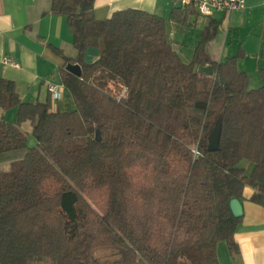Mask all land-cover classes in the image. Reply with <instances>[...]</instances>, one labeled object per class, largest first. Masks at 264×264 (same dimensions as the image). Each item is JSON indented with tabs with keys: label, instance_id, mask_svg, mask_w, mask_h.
<instances>
[{
	"label": "trees",
	"instance_id": "1",
	"mask_svg": "<svg viewBox=\"0 0 264 264\" xmlns=\"http://www.w3.org/2000/svg\"><path fill=\"white\" fill-rule=\"evenodd\" d=\"M94 9L95 0L50 7L67 19L76 56L55 52L83 71L61 74L75 111L24 102L0 78V109L17 110L15 124L0 119V165L10 164L0 170V264H217L223 241L236 256L242 219L231 201L250 187L264 208V69L252 89L241 55L210 57L216 19L185 62L163 18L126 9L99 21ZM190 16L194 8L180 6L170 20ZM89 48L100 52L94 64L84 62ZM219 118L220 148L210 153Z\"/></svg>",
	"mask_w": 264,
	"mask_h": 264
},
{
	"label": "crops",
	"instance_id": "2",
	"mask_svg": "<svg viewBox=\"0 0 264 264\" xmlns=\"http://www.w3.org/2000/svg\"><path fill=\"white\" fill-rule=\"evenodd\" d=\"M179 0H95L94 14L104 21L117 11L136 9L163 18L168 25L170 40L182 56L193 57L196 47L211 18L218 20L220 28L215 40L209 43L210 57L219 63L241 55L238 69L246 73L252 89L260 88L264 69V0H246L245 9L235 13L216 12L203 19L195 10L185 24L170 20L172 10L180 7ZM52 0H0V78L17 86L24 102L44 103L48 99L54 112L75 111L70 92L62 84V71H67L65 60L55 52L62 50L67 57H75L73 37L67 19L50 13ZM11 59L12 64L5 63ZM100 59L96 48L84 55L86 64ZM68 72V71H67ZM60 95L54 100L50 87ZM16 109L3 111L0 119L15 124ZM32 131L29 122L24 123ZM23 128V127H22ZM23 130V129H22ZM29 147L35 142L28 141ZM253 189L246 187L243 199V217L235 231L239 254L233 256L227 242L217 245V264H264V208L251 202Z\"/></svg>",
	"mask_w": 264,
	"mask_h": 264
},
{
	"label": "built area",
	"instance_id": "3",
	"mask_svg": "<svg viewBox=\"0 0 264 264\" xmlns=\"http://www.w3.org/2000/svg\"><path fill=\"white\" fill-rule=\"evenodd\" d=\"M178 3L183 8L192 6L203 19H209L216 12H239L246 6V0H179ZM5 63L12 64L13 61L6 59ZM50 92L54 100H59L60 95L55 86L50 87Z\"/></svg>",
	"mask_w": 264,
	"mask_h": 264
},
{
	"label": "water",
	"instance_id": "4",
	"mask_svg": "<svg viewBox=\"0 0 264 264\" xmlns=\"http://www.w3.org/2000/svg\"><path fill=\"white\" fill-rule=\"evenodd\" d=\"M67 71L74 75L77 78H82L83 71L80 65H71L69 64L67 66ZM198 73L204 74L205 76H213L214 75V70L212 66H201L198 68ZM221 136H222V120L219 118L216 123L214 128L209 134L208 137V151L210 153L217 152L220 148V141H221ZM97 140L100 142V134L99 132L97 133ZM231 210L233 215L236 218H242L243 217V206L241 202L238 199H234L231 201L230 204Z\"/></svg>",
	"mask_w": 264,
	"mask_h": 264
},
{
	"label": "rangeland",
	"instance_id": "5",
	"mask_svg": "<svg viewBox=\"0 0 264 264\" xmlns=\"http://www.w3.org/2000/svg\"><path fill=\"white\" fill-rule=\"evenodd\" d=\"M182 58H183V60L185 61V62H189L190 61V57L188 56V57H186V56H182ZM250 88H252V82H251V84H250ZM72 104L74 105V101L72 100ZM12 115H14V119H15V121L17 122V113H11ZM23 128V131L25 132V133H27L28 134V141H33V142H35V139L32 137V134H31V131H27L26 129H25V126H22ZM242 166H244L245 168L247 167V169H250L252 166L248 163V162H243L242 163ZM10 169V164L9 163H3V164H1L0 165V170H2V171H8Z\"/></svg>",
	"mask_w": 264,
	"mask_h": 264
}]
</instances>
